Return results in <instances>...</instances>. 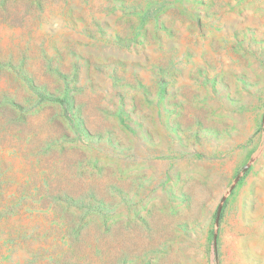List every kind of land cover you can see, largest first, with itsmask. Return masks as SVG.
I'll use <instances>...</instances> for the list:
<instances>
[{
    "label": "rangeland",
    "instance_id": "374dc122",
    "mask_svg": "<svg viewBox=\"0 0 264 264\" xmlns=\"http://www.w3.org/2000/svg\"><path fill=\"white\" fill-rule=\"evenodd\" d=\"M0 264H264V0H0Z\"/></svg>",
    "mask_w": 264,
    "mask_h": 264
}]
</instances>
